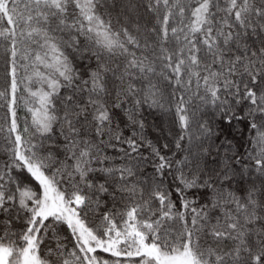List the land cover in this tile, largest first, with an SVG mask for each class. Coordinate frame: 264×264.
<instances>
[{
    "label": "snow or ice",
    "instance_id": "6c2138e0",
    "mask_svg": "<svg viewBox=\"0 0 264 264\" xmlns=\"http://www.w3.org/2000/svg\"><path fill=\"white\" fill-rule=\"evenodd\" d=\"M0 63V264H264V0H0Z\"/></svg>",
    "mask_w": 264,
    "mask_h": 264
},
{
    "label": "trees",
    "instance_id": "16d2710c",
    "mask_svg": "<svg viewBox=\"0 0 264 264\" xmlns=\"http://www.w3.org/2000/svg\"><path fill=\"white\" fill-rule=\"evenodd\" d=\"M3 65L2 63H0V76L3 75ZM3 115V109H0V116ZM25 115V110L24 109H20L18 111V116L23 117ZM144 118L146 123H148L149 125H155V124H160L159 119L157 118V115L155 113L152 112V110H147L144 113ZM164 128L165 130H167V124H164ZM157 129L154 127H149L148 129V134L150 136H152L153 138H155V133H156ZM0 140H2V134H0Z\"/></svg>",
    "mask_w": 264,
    "mask_h": 264
}]
</instances>
